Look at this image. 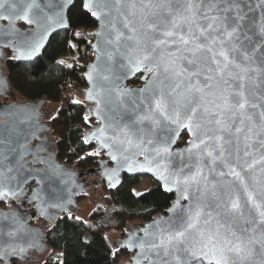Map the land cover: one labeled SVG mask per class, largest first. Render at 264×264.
<instances>
[{
	"label": "snow or ice",
	"instance_id": "snow-or-ice-1",
	"mask_svg": "<svg viewBox=\"0 0 264 264\" xmlns=\"http://www.w3.org/2000/svg\"><path fill=\"white\" fill-rule=\"evenodd\" d=\"M82 6L101 22L97 59L105 58L103 67L90 66L93 90L86 98L131 114L114 128L111 143L101 146L143 156L148 167L141 170L179 193L170 209L174 219L129 242L139 249L137 264H153L148 253L157 257L155 264H264V15L245 23V9L253 10L246 0H82ZM257 7L264 12V0ZM57 15L55 24L67 27ZM45 16L38 0H0V19L44 29L40 39L21 34L19 43H4L10 52L0 56L31 60L39 53L48 31ZM47 20L51 26V17ZM138 73H143L140 87L120 86ZM0 87L7 88L6 81L0 79ZM96 114L106 119L99 107ZM98 131L103 137L104 127ZM182 131L190 137L187 147L173 153L171 145ZM10 134L19 135L15 128ZM29 143L27 138L24 145L0 140L4 152L20 160L24 154L34 156L33 163L51 167L50 156L42 159L39 148L33 154ZM173 156L181 157L178 171L169 169ZM20 160L17 172L23 169ZM9 197L19 194L0 187V198ZM12 225L0 229V236L8 238L0 242L3 262L22 258L24 245L32 246L15 216Z\"/></svg>",
	"mask_w": 264,
	"mask_h": 264
},
{
	"label": "trees",
	"instance_id": "trees-1",
	"mask_svg": "<svg viewBox=\"0 0 264 264\" xmlns=\"http://www.w3.org/2000/svg\"><path fill=\"white\" fill-rule=\"evenodd\" d=\"M68 19L69 29L53 35L42 55L28 62L9 56L3 60V68L10 97L36 102L45 98L51 105L50 114L56 117L52 119V128L58 157L86 170L96 167L102 157L99 148L84 142L85 131L96 122L86 114L88 105L83 89L88 85L85 71L93 57L92 40L87 37L95 30L97 21L83 8L82 0L72 5ZM140 76L130 83L140 84ZM77 100L81 103H73ZM86 115L88 123L84 120ZM182 133L178 146L189 138L186 131ZM148 177L151 187L140 195L132 189L139 183V176L126 174L117 188L103 184L89 189L81 198L80 219L67 215L51 230L47 264H123L129 260L132 252L119 245L118 240L132 227L163 214L174 200L173 193L165 191L154 177ZM54 254L60 257L53 261Z\"/></svg>",
	"mask_w": 264,
	"mask_h": 264
},
{
	"label": "water",
	"instance_id": "water-1",
	"mask_svg": "<svg viewBox=\"0 0 264 264\" xmlns=\"http://www.w3.org/2000/svg\"><path fill=\"white\" fill-rule=\"evenodd\" d=\"M77 0H71L70 3H66V0H38V2L41 4V6L44 8V12L46 14L45 18L42 19V23L44 26L48 29L47 34L44 35L43 38V47L40 49L39 53H37L31 60H23L19 59L24 62L33 61L38 56L42 55L43 50L47 47L49 40L51 37L55 34H57L59 31L63 29H69L70 27V19H68L69 10L71 9L72 5ZM246 2L252 7L253 10L247 12L248 19H246L245 23H248L252 18H255L256 20H259L262 15H264V12H262L261 8L257 7V5L260 3V0H246ZM50 5V6H49ZM61 14L64 17V23L67 25V27H59L55 24V21L58 19L57 14ZM6 14V13H4ZM47 17H51L52 23L51 26L48 24ZM93 17V16H92ZM97 26L95 30L91 33V35L94 36L91 47L92 50H94V54L92 59L90 60L87 70L85 71V77L88 85L83 89V94L85 95V100L87 102V109L86 114L90 117H93L96 119L95 124H93L89 129L85 131L84 139L87 137L89 144H95L97 147H100L102 150L105 151V159L101 160L96 168H87L86 170H76L73 172H65V174H53L51 171L47 170L43 167V169H39V174H36L35 168L32 169H22L20 172L16 171V168L18 167L17 159L19 158V155L16 153L8 154L4 152V145H0V181H3L2 184H0V187H7L11 188L15 191H18L22 188L24 183H19L23 177H27L28 180H32L35 178L37 182L40 183L39 188L37 189L38 198L42 200L41 204L43 207L45 206H53L56 207V205L61 203H66V201H70L72 198V192L71 187L74 184V178L79 175V173L87 174V173H99L101 177L106 181L108 188H117L123 181V175L126 174L128 176H141V174L152 176L157 181L160 182L162 188H164L165 191L171 192L174 195V200L172 203L166 208L167 210L158 216H154L151 220L148 222H145L138 227H132L130 230L127 231V235L122 237V239L118 240L119 245H123L129 249L130 252H132L131 257L129 260L123 262V264H137V255L139 254V249L132 247L129 245L130 241L135 240L136 237H143L145 230H153L157 226L165 225V222H169L173 217V213L170 211L172 208L174 202L177 200L179 193L173 189L172 191L167 190V186L161 181L158 176L154 173H150L147 171H142V168H147L148 165L144 162L143 156H133L130 152L129 153H123L122 151H116L115 148H105L101 146L102 141L111 143V140L109 139L116 133L114 132V128L118 124L126 123L128 121L130 113L123 112L121 109H115L113 105H107L103 102L97 106L94 101L88 100L87 94L90 90H93V84L88 79V74L90 72V66L91 65H97V68L103 67L105 63V58L103 56H100V59H97V56L99 55L97 51V44H98V37L96 36V33L100 30L101 22L96 18ZM12 29H15L16 31L12 33L11 35H6V33L11 32ZM21 34H23L24 37L27 39H40V36L44 34V29H37L36 25H28L27 23L20 21V20H2L0 19V52H10L8 49H3L2 45L4 43H19L21 39ZM102 47V45H101ZM3 56H0V79L6 81L7 87H9L8 78L5 75L4 68H3ZM113 70L116 72H119V68L117 65H113ZM143 73H138L137 75ZM136 75V76H137ZM136 76L132 77L130 76L128 79H124L120 81V86L122 88H138L142 85L143 82L140 84L134 85L130 83V80L136 78ZM142 81V80H141ZM101 82L98 80L97 87L95 91H100L99 84ZM10 90V87H9ZM3 88L0 87V94L2 93ZM45 98L40 99V101L37 102L38 107L42 105L43 102H45ZM26 103L29 101H25ZM3 107H10L12 108V103L8 102L6 104L2 105ZM97 107L100 109L101 116L106 117V119L101 120L97 116ZM40 114H34L29 115L27 112L21 113L19 119L16 117H9V119L6 120H0V140H6L11 139L14 142H16L18 145H24L27 141L30 142L28 146L30 147L31 139L33 136L31 133L33 131L36 132V135H38L39 130L41 129V126L43 123L39 120ZM20 121H24L21 123ZM111 124L113 127H107V125ZM99 127H104V135L101 137L100 132L98 131ZM15 128L19 135H13L10 134V130ZM183 132V131H182ZM180 133L179 137L176 138L175 143L171 145V149L173 153H183L184 149L187 147V141L182 144L181 146H178L177 142L182 136L183 133ZM92 133H95V135H92ZM158 135L163 136L164 131L158 130ZM35 135V136H36ZM31 150V147H30ZM21 152H23V149H20ZM115 155L117 159H112L111 155ZM7 155V159H4V156ZM27 155V154H24ZM128 156V160H125V156ZM169 169L172 171H178L180 167H182V160L181 157L173 156L168 162ZM131 167V171L129 168ZM11 168L12 171L9 172L8 169ZM29 173H32V175H29ZM8 177H11V179H8ZM19 183V187H17V184ZM111 184H115V187L110 186ZM2 198H0L1 200ZM182 203H187V201H182ZM12 219L11 216H9V213L5 209H0V229H4L5 231L10 230L12 227ZM8 238L6 236H0V242L6 241ZM121 242V243H120ZM150 256V260L155 264L157 261V257L151 253H148ZM0 264H9V261L3 262L0 261ZM140 264H149L148 260H141ZM162 264V262H161Z\"/></svg>",
	"mask_w": 264,
	"mask_h": 264
},
{
	"label": "flooded vegetation",
	"instance_id": "flooded-vegetation-1",
	"mask_svg": "<svg viewBox=\"0 0 264 264\" xmlns=\"http://www.w3.org/2000/svg\"><path fill=\"white\" fill-rule=\"evenodd\" d=\"M10 95L9 87L3 88L0 94V120H6L9 119V117H16L19 119L21 113L24 112H27L29 115L39 113V120L43 124L38 135L31 139V151L35 154L39 148L42 159L48 156L51 158L52 166L46 167L44 163H33L34 156L24 155V160H27V163H24V160H20L19 156L17 160L23 163V169H43L44 167L56 175L83 170L73 167L70 163L58 157V151L55 149L56 139L53 137L52 115L50 114V110L45 107L46 101L38 107L36 101H29L26 103L23 100L18 101L10 97ZM8 102L12 103V108L2 106ZM24 105H28L29 108L21 111ZM94 146L97 147L95 144ZM97 148L102 152L101 161L105 159V151L100 147ZM96 167L94 166L91 168ZM74 179L75 182L71 187V200L66 201V203L58 204L59 207H57V205L56 207H43L41 204L42 200L38 198L39 193H37L40 183L37 182L35 178L28 180L27 183H24L22 188L17 191L19 198L9 197L8 199L2 198L0 200V209L3 208L7 210L11 219L15 216L20 221V224L27 230L24 239L32 245L31 247L24 245L27 249L24 256L22 258L11 259L9 264H47L46 256L48 253L51 230L57 226L56 224H58L63 217L67 215L69 217H78L81 215L83 209L81 198L87 195L89 189L103 184L107 186L106 181L98 172L87 174L81 172ZM54 255H52L51 258H53Z\"/></svg>",
	"mask_w": 264,
	"mask_h": 264
},
{
	"label": "rangeland",
	"instance_id": "rangeland-1",
	"mask_svg": "<svg viewBox=\"0 0 264 264\" xmlns=\"http://www.w3.org/2000/svg\"><path fill=\"white\" fill-rule=\"evenodd\" d=\"M87 39L89 40L90 36H88ZM89 41H91V40H89ZM10 93H11V91H10ZM16 100H17V98H16ZM20 100H22V99H20L18 97V101H20ZM45 107L48 110L51 109V105H49L47 102L45 103ZM139 178H140L139 183L132 187L133 192H134L135 195H140L142 192L149 190L150 187H151V180H150V178L147 175L141 174V176H139ZM86 204H88V203L86 202ZM86 206H88V205H86ZM58 257H60V254L54 255L52 260L54 261Z\"/></svg>",
	"mask_w": 264,
	"mask_h": 264
},
{
	"label": "built area",
	"instance_id": "built-area-1",
	"mask_svg": "<svg viewBox=\"0 0 264 264\" xmlns=\"http://www.w3.org/2000/svg\"><path fill=\"white\" fill-rule=\"evenodd\" d=\"M93 38H94V36L91 35L89 40H92V41H93ZM90 53H91V54H92V53L94 54V50H92V47H91Z\"/></svg>",
	"mask_w": 264,
	"mask_h": 264
}]
</instances>
